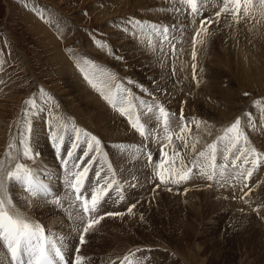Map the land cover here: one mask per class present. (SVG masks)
Here are the masks:
<instances>
[{
	"label": "rangeland",
	"instance_id": "rangeland-1",
	"mask_svg": "<svg viewBox=\"0 0 264 264\" xmlns=\"http://www.w3.org/2000/svg\"><path fill=\"white\" fill-rule=\"evenodd\" d=\"M221 6L222 0H204L202 14L193 16L176 0H0V159L5 158L10 143L19 147L24 121L30 119L31 145L40 155L38 160L25 162L42 182L64 197L69 189L64 184L66 169L62 160L73 143L74 128L80 127L81 149L89 138L83 132L95 136L100 141L101 154L106 155L121 185L123 199L116 201L113 185L101 203L99 215L103 219L85 235L79 250L83 264H264V158L247 179L238 176L240 169L231 166L235 150L229 154L225 179L219 178L217 170L216 178L209 181L193 168L190 179L164 184L155 174L157 165L163 163V168L169 169L165 174L171 179L170 169L179 167V161L171 163L174 149L181 150L187 163L213 142H217V165L225 163L222 156L226 142H218V137L242 114L245 125L254 116L257 124L250 119L254 126L247 129L241 120V128L245 129L249 146H256L257 153L264 157V9L260 8V0H253L249 17L237 23L231 15L222 13L216 17ZM205 17L212 21L204 24L206 32L201 29ZM164 27L169 29L167 37L160 32ZM197 29L200 35L194 49ZM182 48L186 68L176 76V83V57ZM85 60L90 64L85 65ZM78 64L95 82L120 86L119 96L115 87L111 93L105 89L106 94L116 97V108L99 91L94 92ZM86 88L104 106L105 115L115 118L116 129L111 126L110 131L100 133L89 125L83 93ZM179 95H197L203 103L218 104L226 114L190 115L183 108L201 110L200 105L186 99L180 102ZM30 98L35 99L39 110L26 104ZM141 101L159 104L169 112L172 144L164 139L163 126L157 124L152 113H147ZM129 102L133 115L146 125V135L148 129L152 130L147 139L131 126L129 116L118 110L128 109ZM170 104L181 107L178 115L176 109L169 108ZM181 114L183 122L179 119ZM225 121L230 123L225 125ZM182 123L189 130L184 134L187 148L176 139ZM49 124L63 136L59 153L50 142ZM80 155L78 149L76 156ZM241 163L242 160L237 161L238 165ZM73 164L69 160L67 169L74 170ZM100 166L98 159L85 188L89 182H96L94 172ZM243 167L246 175L251 164ZM106 172L105 166L101 176ZM21 191L19 187L10 189L16 208H22L23 215L39 222L46 231L64 237L71 252L79 238L74 230L79 221L74 223L66 213L69 201H64L63 208L37 198H32L30 204L23 199L27 193ZM132 205L135 207L129 213ZM108 212L120 215H105Z\"/></svg>",
	"mask_w": 264,
	"mask_h": 264
},
{
	"label": "snow or ice",
	"instance_id": "snow-or-ice-1",
	"mask_svg": "<svg viewBox=\"0 0 264 264\" xmlns=\"http://www.w3.org/2000/svg\"><path fill=\"white\" fill-rule=\"evenodd\" d=\"M177 3L185 6L186 9H190V15L196 16L202 14V7L204 0H176ZM260 8L264 9V0H260ZM181 11V9H176ZM241 10L243 15L241 16ZM253 10V0H222V6L219 11L215 13L216 17L226 14L231 15L235 22H239L240 19L249 17L250 12ZM210 18L205 17L201 20V29L207 31L204 27L205 23H211ZM195 23V19H193ZM169 29L164 27L160 29L163 36L167 37ZM200 35V29H197L193 35V47L197 43V37ZM100 43V42H98ZM101 46H103L101 44ZM193 59H195V50L193 51ZM85 65L90 64L89 61H83ZM80 67V71L84 73L85 79L88 83L97 91L101 96L108 101L113 108L117 107L116 97L106 94L112 92L111 85H101L95 82L89 77L85 67ZM195 68V65H193ZM116 96L120 94V86L115 85ZM43 92V90H41ZM127 99V96H125ZM31 108H37L35 99L30 98L26 101ZM141 106L147 109V113H152L155 116L158 125L163 126V131L166 134L164 139L168 144L173 142V134L170 131L169 112L159 104L147 105L141 101ZM155 109V111H154ZM37 110H39L37 108ZM122 115L127 114L129 116L131 126L135 128L139 134L147 139L152 135L150 129L147 130L146 125L143 124L138 116H134L131 111V103L129 102L128 109L124 107L118 108ZM181 121L184 117L181 114ZM199 126V122H196ZM25 128L21 133L19 139V147L17 143L13 142L8 145V151L5 153V158L0 159V247L6 248L7 255L10 257L9 264H83V257L79 255V246L85 243V235L90 232L96 224L103 219V216L99 215L101 203L104 197L108 194V191L116 185L115 191L119 193L121 191V185L115 179V172L113 171L111 163H108L106 155H101L100 141L95 136H90L88 133H83L85 137H89L84 141L86 145L81 149V130L75 129L76 135L73 143L66 150V155L62 160V163L66 169V175L64 178V184L69 189L68 194L64 197H60L57 192H54L50 185L45 184L38 177L37 173L29 167L25 161H34L40 154L34 152L31 145V120L25 119ZM249 126H254L249 119ZM50 128V140L56 145V151H61L63 136L60 135L52 125ZM189 130L186 126L181 125L180 132L176 134V139L180 140L182 146L187 148L188 145L185 141V135ZM218 142H226V148L223 152L222 159L225 163L219 166L216 163L217 159V142H213L207 145L204 151H200L198 155L192 160L186 163L185 157L182 156L180 149H174L170 154L171 163L173 165L179 161V167H172L170 169L172 175L171 179L165 174L169 169L163 168V163L157 165L155 172L159 177L161 183H180L191 178L193 168L199 170V174L205 176L209 181L213 180L217 176V170L219 171V178L225 179V170L229 167V154L235 150V158L230 161L233 168H238V176H242L244 179L251 177L252 170L257 167L261 157L257 153L255 148L249 146V141L241 128V119L238 117L236 120L226 129H224L223 135L218 137ZM195 150V145L192 146ZM80 149L82 155L76 156V151ZM15 153V154H14ZM95 153V155H90ZM167 155V154H166ZM99 162L101 166L94 172L96 182H89L88 188H85V181L89 179L88 174L93 170V165ZM149 161H152V157L149 154ZM69 160H73V169L68 170L67 164ZM241 164H237V161H241ZM251 164V167L244 170V165ZM81 165H84L81 167ZM107 167V172L104 176H101V172L104 171V167ZM109 175L111 179L109 180ZM101 181L103 186H101ZM247 187V185H244ZM10 187H19L27 193L23 199L30 202L32 198L44 199L45 202H51L58 207H64V201H69L67 212L69 217L75 223H79L75 227V231L79 234L78 245L75 246L74 251L77 253L74 261L67 259L65 256V249L67 247L64 237L57 236L51 232L46 233L44 226L39 222L32 221L27 216L23 215L13 203V197L10 193ZM89 192L91 193L89 196ZM51 197L50 200L47 198ZM123 199V196H120ZM132 205L128 208V212L131 213ZM75 209V211H73ZM105 215H120V213H105ZM127 259V258H126Z\"/></svg>",
	"mask_w": 264,
	"mask_h": 264
},
{
	"label": "bare ground",
	"instance_id": "bare-ground-1",
	"mask_svg": "<svg viewBox=\"0 0 264 264\" xmlns=\"http://www.w3.org/2000/svg\"><path fill=\"white\" fill-rule=\"evenodd\" d=\"M165 2V1H164ZM164 4V3H163ZM170 5V4H169ZM166 7V6H165ZM179 20V19H178ZM182 20V19H181ZM184 21V20H183ZM42 22V21H41ZM43 23V22H42ZM179 23V22H178ZM188 24V23H187ZM189 27V26H188ZM194 31V30H193ZM184 52L185 51H183V48H182V50H179L178 51V57H176V59L178 58L179 59V62H177L176 63V67H179V68H177L176 69V75H174V79H175V82L177 83L178 82V80H179V78H177L178 80H176V76L178 75V74H180L179 72L183 69V68H186V67H184L186 64V58L185 57H183V55L185 56V54H184ZM170 55V54H169ZM188 60H191V59H188ZM185 64V65H184ZM187 68H189V66L187 67ZM190 69V68H189ZM186 70H184V72H185ZM190 72H191V70L189 71V74H190ZM188 74V75H189ZM199 74V73H198ZM184 75V74H183ZM191 75V74H190ZM189 75V76H190ZM180 77V76H179ZM183 77H185V76H183ZM191 77V76H190ZM199 77V76H198ZM197 76H196V78H198ZM192 78V77H191ZM121 79V78H120ZM181 79H182V77H181ZM193 79V78H192ZM200 79V78H199ZM189 80V79H188ZM187 80V81H188ZM97 81V80H96ZM118 81H120V80H118ZM182 81V80H181ZM202 81V80H201ZM201 81H200V83H201ZM248 81H249V79H248ZM122 82H123V80H122ZM189 82H190V80H189ZM192 82H193V80H192ZM247 82V81H246ZM129 83V82H128ZM132 83H133V81H132ZM180 83V82H179ZM178 83V84H179ZM188 83V82H187ZM186 83V84H187ZM191 83V82H190ZM190 83H188V84H190ZM199 83V82H198ZM98 84H99V82H98ZM115 84H116V81H115ZM84 85V84H83ZM90 85V84H89ZM87 86L88 88L90 87V86ZM110 85V84H109ZM123 85H125V84H123ZM190 85H192V84H190ZM189 85V86H190ZM200 85V84H199ZM199 85L197 86V87H199ZM112 86V85H111ZM193 86H194V84H193ZM113 87H115V86H112V89H114ZM125 87V86H124ZM127 87V86H126ZM130 87V86H129ZM196 87V88H197ZM201 87V86H200ZM194 88V87H193ZM91 89V88H90ZM106 89V88H105ZM130 89V88H129ZM86 90H87V92L86 91H84L83 90V93H84V96H85V102H86V104H87V110H88V119H89V125L90 126H94L95 128H96V130H98L100 133H105L107 130H109L110 131V127L112 126V128L113 129H116V123H115V121H114V119H113V117L112 116H110V117H108L107 116V114L105 115V112H104V106L98 101V100H96V98L94 97V95H92L90 92H92L91 90H90V92L88 91V89L86 88ZM132 89H130V91H131ZM134 90V89H133ZM197 90V89H196ZM96 90L94 89V92H95ZM136 92V91H135ZM150 93V92H149ZM152 93V92H151ZM94 94V93H93ZM131 94H132V92H131ZM137 94H139V93H137ZM101 95V94H100ZM197 95H198V93H197ZM197 95L195 96V98H190V97H187V96H181V95H179V101L180 102H182L184 99H186V101L188 100V101H190V102H193V103H197V104H199L200 106L199 107H201V110H196V109H187V108H183L184 109V111H188L189 110V114L190 115H193L195 112L197 113V115H203V114H207V115H224L225 116V114H226V112H225V110L224 109H222V108H220V107H217L218 106V104H216V103H212V102H208V103H203V102H201L200 101V99L197 97ZM144 97V96H143ZM144 99H145V97H144ZM156 99L158 100V98L156 97ZM101 100V99H100ZM248 102V101H247ZM156 103V102H155ZM222 103V102H221ZM104 104V103H103ZM109 104V103H108ZM167 105V104H166ZM170 107V109H173V110H175L176 109V113H177V115H178V113L180 112V108L181 107H179V106H177V105H175V106H173V105H169ZM259 106H261V105H259ZM106 107H108L107 106V104H106ZM168 107V106H167ZM256 107V106H255ZM252 108V107H251ZM108 109V108H107ZM111 109V108H110ZM114 109V108H113ZM145 109V108H144ZM227 109V108H226ZM253 109V108H252ZM141 110V109H140ZM143 110V109H142ZM235 110V109H234ZM246 110V109H245ZM249 110H251L250 108H249ZM253 110H255V109H253ZM57 112V111H56ZM111 112H113V111H111ZM253 112V111H252ZM256 112V111H255ZM107 113V112H106ZM184 113V112H183ZM244 113V112H243ZM250 113V112H249ZM111 114V113H110ZM118 114V113H117ZM255 114V113H254ZM58 115V114H57ZM60 115V114H59ZM112 115H114V114H112ZM180 115V114H179ZM185 115V114H184ZM259 115V114H258ZM119 116V115H118ZM120 116H122V115H120ZM234 116V115H233ZM242 116H244L245 117V115L244 114H242L241 115V120H242ZM257 116V115H256ZM255 116V117H256ZM56 117H58V116H56ZM61 117V115L59 116V118ZM85 117V116H84ZM254 116L253 115H251V117L249 118V119H252L253 121H254V124H257V122H256V120H255V118H253ZM59 118H57V119H59ZM111 118V119H110ZM238 118V117H237ZM239 118H240V115H239ZM257 118V117H256ZM87 119V120H88ZM121 119V118H120ZM220 119V118H219ZM249 119H247L248 121H249ZM259 119V118H258ZM60 120V119H59ZM84 120V119H83ZM118 120H119V118H118ZM218 120V119H217ZM221 120V119H220ZM234 120V119H233ZM246 120V119H245ZM64 121V120H63ZM73 121V120H72ZM76 121V120H75ZM82 121V120H81ZM84 121H86V120H84ZM242 121H244V120H242ZM259 121V120H258ZM44 122V121H43ZM54 122V121H53ZM74 122V121H73ZM118 122V121H117ZM219 122V121H218ZM76 123V122H75ZM80 123V122H79ZM126 123V122H125ZM228 123H230V122H228ZM227 123V124H228ZM43 124V123H42ZM52 124V123H51ZM55 124H57V123H55ZM124 124V123H123ZM147 124V123H146ZM154 124V123H153ZM222 124V123H221ZM226 124V121H225V125H227ZM243 124V123H242ZM259 124V123H258ZM262 124V123H261ZM72 125V124H71ZM73 125H74V123H73ZM77 125H78V123H77ZM83 125V124H82ZM86 125V124H85ZM127 125V124H126ZM152 125V124H151ZM156 125V124H155ZM225 125H224V127H225ZM244 127L246 126H249V124L248 125H245V121H244ZM264 125V124H263ZM42 126V125H41ZM59 127H60V125H59ZM74 127V126H73ZM85 127V126H84ZM88 127V126H87ZM241 127H243V126H241ZM243 127V128H244ZM37 128V127H36ZM72 128V127H71ZM71 128H69L70 130H71ZM80 128V127H79ZM155 128V127H154ZM220 128H221V126H220ZM242 128V129H243ZM43 129V128H42ZM50 129V128H49ZM62 129V128H61ZM74 129H76V128H74ZM81 129V128H80ZM86 129V128H85ZM151 129V128H150ZM226 129V128H225ZM247 129H248V127H247ZM253 129V128H252ZM36 130H38V129H36ZM58 130V129H57ZM82 130H83V128H82ZM121 130V129H120ZM119 130V131H120ZM129 130H130V128H129ZM162 130V129H161ZM245 130V129H244ZM259 130V129H258ZM33 131V130H32ZM46 131V130H45ZM68 131V130H67ZM131 131V130H130ZM152 131V130H151ZM159 131V130H158ZM203 131V130H202ZM224 131V130H223ZM42 132V131H41ZM89 132H91V131H89ZM154 132H155V130H154ZM194 132V131H193ZM251 132V131H250ZM37 133H39V132H37ZM84 133V132H83ZM87 133V132H86ZM92 133V132H91ZM96 133V132H95ZM115 133V132H114ZM124 133V132H123ZM134 133V132H133ZM158 133V132H157ZM164 133V132H163ZM205 132H203V134H204ZM252 133H253V131H252ZM34 134V133H33ZM93 134V133H92ZM91 134V135H92ZM122 134V133H121ZM126 134V133H125ZM132 134V133H131ZM135 134V133H134ZM195 135H196V132L194 133ZM206 134V133H205ZM36 135H38V134H36ZM111 135V134H110ZM164 135V134H163ZM222 135V134H221ZM220 135V136H221ZM248 135V134H247ZM251 135V134H250ZM264 135V134H263ZM99 136V135H98ZM119 136V135H118ZM198 136V135H197ZM200 136V135H199ZM198 136V137H199ZM259 136V135H258ZM102 137V136H101ZM105 137V136H104ZM108 137V136H107ZM120 137H122L121 135H120ZM135 137V136H134ZM250 137V136H249ZM252 137V136H251ZM257 137V136H256ZM264 137V136H263ZM48 138V137H47ZM88 138V137H87ZM137 138V137H136ZM200 138V137H199ZM252 138H254V137H252ZM101 139V138H100ZM105 139V138H104ZM107 139V138H106ZM105 139V140H106ZM133 139H135V138H133ZM210 139V138H209ZM256 139V138H255ZM35 140H37V139H35ZM42 140V139H41ZM108 140V139H107ZM119 140V139H118ZM145 140V139H144ZM254 140V139H253ZM259 140V139H258ZM49 140L47 139V142H48ZM102 141V140H101ZM109 141V140H108ZM255 141V140H254ZM257 141V140H256ZM50 142H52V141H50ZM144 142V141H143ZM46 143V142H45ZM44 143V144H45ZM103 143V142H102ZM117 143V142H116ZM119 143V142H118ZM122 143V142H121ZM142 143V142H141ZM256 143H258V142H256ZM255 143V144H256ZM34 144V143H33ZM36 144V143H35ZM38 144H39V142H38ZM44 144L42 145V146H44ZM51 144V143H50ZM109 144V143H108ZM144 144V143H143ZM253 144H254V142H253ZM137 145H139V144H137ZM35 146V145H34ZM112 146V145H111ZM145 146V145H144ZM255 146V145H254ZM262 146V145H261ZM36 147V146H35ZM139 147H140V145H139ZM256 147V146H255ZM254 147V148H255ZM261 148H263V147H261ZM260 148V149H261ZM37 149V147L35 148V150ZM107 149V148H106ZM130 149V148H129ZM39 150V149H38ZM37 150V151H38ZM46 150V149H45ZM49 150H50V148H49ZM109 150V149H108ZM116 150V149H115ZM127 150V149H126ZM51 151V150H50ZM49 151V152H50ZM111 151V150H110ZM128 151V150H127ZM48 152V151H47ZM39 153V152H38ZM107 153V152H106ZM122 153V152H121ZM44 154H45V152H44ZM118 154V153H117ZM47 155V154H46ZM102 155V154H101ZM53 156V155H52ZM111 156V155H110ZM125 156H127V155H125ZM129 156V155H128ZM131 156V155H130ZM134 156V155H133ZM122 157H123V154H122ZM136 157H137V154H136ZM156 157V156H155ZM50 158V157H49ZM120 158V157H119ZM129 158V157H128ZM39 158H37V160H38ZM99 159V158H98ZM138 159V158H137ZM158 159V158H157ZM123 160H124V158H123ZM55 161V160H54ZM128 161H130V160H128ZM133 161V160H132ZM131 161V162H132ZM118 162V161H117ZM127 162V161H126ZM52 163V162H51ZM100 163V162H99ZM113 163V162H112ZM122 164V163H121ZM120 164V165H121ZM125 164V163H124ZM131 164V163H130ZM132 164H133V162H132ZM129 165V164H128ZM54 166V165H53ZM114 166V165H113ZM133 167V166H132ZM56 168V167H55ZM114 169V168H113ZM122 169V168H121ZM258 172V171H257ZM167 173H169V172H167ZM259 173V172H258ZM260 178V177H259ZM258 179V178H257ZM52 184V183H51ZM56 184V183H55ZM54 184V185H55ZM218 185V184H217ZM254 185V184H253ZM252 185V186H253ZM59 186V185H58ZM205 186V185H204ZM225 186V185H224ZM60 187V186H59ZM222 187H223V185H222ZM260 187V186H259ZM258 187V188H259ZM217 188V187H216ZM215 188V189H216ZM225 188H226V186H225ZM11 189V188H10ZM219 189V188H218ZM16 191V190H15ZM226 191V190H225ZM255 191H256V189H255ZM22 193H23V190L21 191ZM12 193V192H11ZM17 193V192H16ZM16 193H15V196H16ZM193 193H194V191H193ZM226 193V192H225ZM257 193V192H256ZM191 194V193H190ZM208 194V193H207ZM258 194V193H257ZM62 195H63V193H62ZM206 195V194H205ZM13 196V195H12ZM209 197V196H208ZM21 199V198H20ZM42 200V199H41ZM25 201V200H24ZM24 201H23V204H24ZM31 201H32V199H31ZM34 201V200H33ZM38 201V200H37ZM37 201H35V202H37ZM222 201V200H221ZM16 202V201H15ZM26 202V201H25ZM43 202V201H42ZM42 202H41V204H42ZM21 203H22V201H21ZM20 203V204H21ZM28 203V202H27ZM33 203V202H32ZM31 202H30V204H32ZM49 203V202H48ZM44 204V203H43ZM22 205V204H21ZM26 205V204H25ZM50 205V204H49ZM52 205V204H51ZM226 205V204H225ZM243 205H245V203L243 204ZM23 206V205H22ZM28 206H29V204H28ZM46 206V205H45ZM236 206H239V205H236ZM23 207H25V206H23ZM30 207V206H29ZM46 207H48V205L46 206ZM52 207V206H51ZM32 208V207H31ZM53 208V207H52ZM58 208V207H57ZM22 209V208H21ZM20 209V210H21ZM24 209V208H23ZM33 209V208H32ZM19 210V209H18ZM19 210V211H20ZM29 210V209H28ZM31 210V209H30ZM25 211V210H24ZM33 211V210H32ZM50 211H53V210H50ZM56 211V210H55ZM54 212V211H53ZM60 212H61V210H60ZM66 213H68V212H66ZM34 216V215H33ZM59 216V215H58ZM67 217V216H66ZM61 218V217H60ZM64 218V217H63ZM69 218V217H68ZM34 219V218H33ZM47 220V219H46ZM49 220V219H48ZM47 220V221H48ZM61 221V220H60ZM64 224V223H63ZM73 233V232H72ZM105 245V244H104ZM146 248V247H145ZM148 250V249H147ZM1 252V251H0ZM65 252H67V253H69V251H68V247H66V249H65ZM5 253V252H4ZM100 254V253H99ZM117 254V253H116ZM123 254V253H122ZM120 255V254H119ZM142 256V255H141ZM5 257H6V254L3 256V253H2V256L0 257V260L4 263V264H6V262H5ZM116 257V256H115ZM104 260V259H103ZM109 261V260H108ZM104 264V263H103Z\"/></svg>",
	"mask_w": 264,
	"mask_h": 264
}]
</instances>
